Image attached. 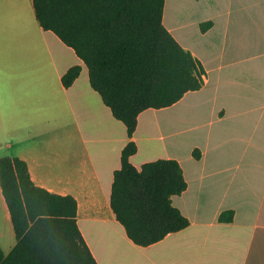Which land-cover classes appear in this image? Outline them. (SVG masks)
<instances>
[{"label":"crops","instance_id":"1","mask_svg":"<svg viewBox=\"0 0 264 264\" xmlns=\"http://www.w3.org/2000/svg\"><path fill=\"white\" fill-rule=\"evenodd\" d=\"M163 23L201 63L204 84L142 112L130 137L76 51L41 27L33 0H0V159L26 161L36 185L77 199L98 264H264V0H166ZM129 142L137 168L175 159L187 182L172 202L189 226L149 246L111 207ZM229 210L233 221L221 222ZM16 243L0 184V245L8 254Z\"/></svg>","mask_w":264,"mask_h":264},{"label":"trees","instance_id":"2","mask_svg":"<svg viewBox=\"0 0 264 264\" xmlns=\"http://www.w3.org/2000/svg\"><path fill=\"white\" fill-rule=\"evenodd\" d=\"M166 0H33L36 18L86 64L92 88L127 127L130 137L139 115L169 107L202 88L204 69L163 23ZM210 23L202 25L205 31ZM81 66L63 76L72 86ZM129 142L115 172L111 207L134 243L149 246L189 226L173 205L187 189L180 163L160 159L137 168ZM199 158V151L194 152ZM0 184L11 213L17 243L0 264H98L78 225V201L53 193L33 181L18 157L0 159ZM221 222H232L224 211Z\"/></svg>","mask_w":264,"mask_h":264},{"label":"rangeland","instance_id":"3","mask_svg":"<svg viewBox=\"0 0 264 264\" xmlns=\"http://www.w3.org/2000/svg\"><path fill=\"white\" fill-rule=\"evenodd\" d=\"M16 239H17V238H16ZM9 252H10V251H9ZM9 252H8V253H9Z\"/></svg>","mask_w":264,"mask_h":264}]
</instances>
